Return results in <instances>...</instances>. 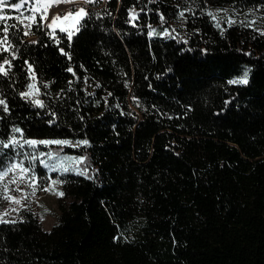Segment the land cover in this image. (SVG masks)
Listing matches in <instances>:
<instances>
[{"label": "trees", "instance_id": "1", "mask_svg": "<svg viewBox=\"0 0 264 264\" xmlns=\"http://www.w3.org/2000/svg\"><path fill=\"white\" fill-rule=\"evenodd\" d=\"M217 7L244 14L264 0H96L70 42L43 23L15 39L0 140L15 125L24 138L90 143L63 148L86 157L87 175L63 176L53 228L32 213L0 222V264H264V35L248 21L217 28ZM149 25L175 31L149 38ZM25 60L45 108L19 96ZM245 69L247 84H228Z\"/></svg>", "mask_w": 264, "mask_h": 264}, {"label": "snow or ice", "instance_id": "2", "mask_svg": "<svg viewBox=\"0 0 264 264\" xmlns=\"http://www.w3.org/2000/svg\"><path fill=\"white\" fill-rule=\"evenodd\" d=\"M73 2V0H0V9H4L6 6L10 4L11 9L21 10L26 4L28 6V15L24 16L21 13L20 16L11 17L5 15L3 11H0V54L9 53L11 58L8 55L3 56L2 61H0V75L4 77H8L11 74V69L14 67L13 60L19 57L20 49L17 47L15 43V39H18L20 44L25 43L24 37L33 35V25H36L37 28H40V24L43 23L44 29H52L51 31H47L46 34L48 37L54 39V41L59 45L60 40L55 32V28L59 27L62 33L67 34V40L70 42L73 38V35L80 31L82 24L81 21L92 15L83 6L78 7L75 12H68L63 17H61L59 12H55L52 14L51 20L49 22V9L52 6L59 5L61 3H69ZM85 4H95L96 0H84ZM184 11H191V9H185L179 12L180 17H184ZM253 10L249 9V13ZM225 13L226 22L229 26L236 23L232 16L228 15V9H216L215 12L209 10L207 15L213 20L215 26L217 28H221L220 21L225 19V17H219V13ZM102 13L96 12L95 16L97 19H102ZM107 15H111V13H107ZM129 15V23H133L135 19L139 18V13L134 8L128 9ZM37 16L40 17V22L37 21ZM68 17H72V20L67 27L61 26L58 23H61L64 20H67ZM15 19L18 23H8V20ZM161 23H164L163 14L160 15ZM243 24V21L240 22ZM255 25V20L250 21L248 26L253 27ZM15 30V32H13ZM175 29L164 28L162 31H157L151 25L148 26L147 35L149 38L154 35H158L161 37H169L172 35ZM256 31L260 32L261 35H264V29H256ZM22 33V35H21ZM187 42V41H185ZM29 44L38 43L37 40H29L27 41ZM59 51L66 56L69 60H71V54L66 52L63 48H60ZM24 65L26 66V74L30 78V82L27 83V91H21L19 96L25 100L30 101L32 104L39 108L47 107L45 101L39 98L40 95V87L37 86V75L33 66V63L25 60ZM7 66V67H6ZM69 73H72L73 76L76 75L74 69L72 67H68L66 69ZM249 71L250 69H245L241 76L236 79H232L228 81V84H247L249 82ZM71 85V81L69 82ZM49 85L45 84L43 87L47 88ZM63 91V90H61ZM59 95V93H57ZM111 95V93H109ZM133 99H136L135 97ZM227 103V102H226ZM119 107V105H117ZM0 109L4 113H8L10 111L8 101L5 97L0 95ZM49 124H53L55 122V118H57V113L54 110L49 111ZM83 119V117H81ZM19 134V135H17ZM89 141L87 139H81L73 143V141L69 139H33V138H24L23 129L18 126H12L11 134L9 138L5 140H0V146L3 148H12L15 149V158L9 162L7 167L0 169V196L4 199L12 201L20 207H25L22 203L24 199L27 198L29 192L25 189L21 188V184H25L28 187L33 189V194L35 190L39 187V177L36 175L35 169L33 167L34 164L39 163L44 168L49 171L59 170L61 172H69V171H77L79 175H87V169H79L77 165L84 161L86 157L84 156H68L63 155V147L71 146V147H80L89 145ZM50 146L57 145L59 146L58 151H40L39 146ZM27 146L31 151H20ZM22 157V158H20ZM11 174V178L7 180L5 183V178L9 177ZM52 184L55 183H63L62 180L57 181L53 180L51 177H48ZM10 185H15V191L21 192L22 195L20 197H16L11 195V191L13 189L10 188ZM44 190H49L47 187ZM59 195H63V192H60ZM15 211H19V209H15ZM4 214H0V222L4 223H15V221H7L3 219Z\"/></svg>", "mask_w": 264, "mask_h": 264}, {"label": "rangeland", "instance_id": "3", "mask_svg": "<svg viewBox=\"0 0 264 264\" xmlns=\"http://www.w3.org/2000/svg\"><path fill=\"white\" fill-rule=\"evenodd\" d=\"M16 2H19L17 0ZM90 4H85L84 0H73V2L69 3H61L60 6L56 9H52L50 7L49 9V17L48 20L50 22L52 14L55 12H59L61 17H63L65 14L68 12H75L77 11L78 7L83 6L86 11H88V7ZM7 9H11L10 4L6 6L4 9H0V11H3L6 15ZM216 9H228V15L232 16L233 19L236 22H245L248 21L247 23L249 24L250 21L255 20V25L251 27L256 31V29H264V10H253L251 13H240L238 11H235L231 8H225V7H217ZM14 10V9H12ZM214 10V12H215ZM18 11V10H15ZM18 12L23 13V15L28 14V6L27 4L22 7L21 10ZM219 17H225V13L221 12L218 14ZM72 20V17H68L67 20H64L62 23L58 21L59 24L63 27L69 26L70 22ZM226 22V17L225 19H222L220 23ZM51 31L52 29H48ZM55 32L60 31L59 27H56ZM178 33H182L180 31V28L176 29ZM258 32V31H257ZM260 33V32H258ZM47 139V138H46ZM40 140V139H37ZM75 143L78 140H73L69 139ZM65 147H70L74 148L71 146H64ZM59 148L57 145H50V146H39L40 151H55L54 149ZM20 151H31L30 149L25 146L24 149ZM15 149L12 148H3L1 147L0 151V156L2 158V162L0 164V169H3L7 167L9 162L15 158ZM63 155H68V156H77L79 155L74 154V153H67V152H62ZM22 158V157H20ZM81 163V162H80ZM80 163L77 165L79 169H81ZM36 175L39 177V187L35 190L33 194V189L31 187H28L25 184H21L20 187L25 189L26 191L29 192V195L27 196L26 199L22 201L25 207H20V205L4 199L2 196H0V214H4L3 219L7 221H18L21 220L25 217L26 213H32L35 217L38 218L39 222L41 223V226L43 227L44 230H50L53 228L60 219V214L61 210L59 207V201L62 198L61 195H59L60 192H63V176L66 175L67 173H75L77 174V171H69V172H61L59 170H54V171H49L48 169L44 168L42 165H39V163H36L33 165ZM82 170V169H81ZM48 177H51L53 180L60 181L62 180L63 183H55L52 184ZM11 178V174L9 177L5 178V183L7 182L8 179ZM48 188L49 190H44L45 188ZM10 188L13 189L11 191V195H14L16 197H20L22 195L21 192L15 191V185H10ZM19 209V211H15V209Z\"/></svg>", "mask_w": 264, "mask_h": 264}, {"label": "built area", "instance_id": "4", "mask_svg": "<svg viewBox=\"0 0 264 264\" xmlns=\"http://www.w3.org/2000/svg\"><path fill=\"white\" fill-rule=\"evenodd\" d=\"M60 6V4L59 5H56V6H52L51 8L52 9H56V8H58Z\"/></svg>", "mask_w": 264, "mask_h": 264}]
</instances>
